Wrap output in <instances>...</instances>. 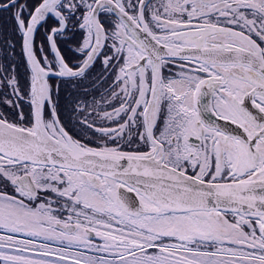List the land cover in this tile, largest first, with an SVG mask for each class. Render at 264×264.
Wrapping results in <instances>:
<instances>
[{"label": "snow or ice", "instance_id": "6c2138e0", "mask_svg": "<svg viewBox=\"0 0 264 264\" xmlns=\"http://www.w3.org/2000/svg\"><path fill=\"white\" fill-rule=\"evenodd\" d=\"M0 264H264V0H0Z\"/></svg>", "mask_w": 264, "mask_h": 264}, {"label": "trees", "instance_id": "16d2710c", "mask_svg": "<svg viewBox=\"0 0 264 264\" xmlns=\"http://www.w3.org/2000/svg\"><path fill=\"white\" fill-rule=\"evenodd\" d=\"M4 27L10 32L11 31V24H5Z\"/></svg>", "mask_w": 264, "mask_h": 264}, {"label": "flooded vegetation", "instance_id": "af4514ba", "mask_svg": "<svg viewBox=\"0 0 264 264\" xmlns=\"http://www.w3.org/2000/svg\"><path fill=\"white\" fill-rule=\"evenodd\" d=\"M41 32H43V29H41ZM40 37H39V34H38V36H37V39H39ZM21 71H23V69H21Z\"/></svg>", "mask_w": 264, "mask_h": 264}]
</instances>
